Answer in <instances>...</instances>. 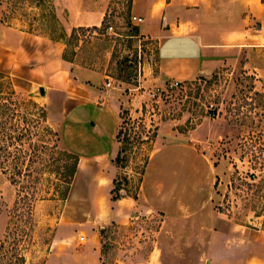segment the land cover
I'll return each mask as SVG.
<instances>
[{
    "label": "rangeland",
    "instance_id": "374dc122",
    "mask_svg": "<svg viewBox=\"0 0 264 264\" xmlns=\"http://www.w3.org/2000/svg\"><path fill=\"white\" fill-rule=\"evenodd\" d=\"M40 4L0 0V264H81L80 251L93 240L89 223L101 220L98 214L107 206V184L90 186L95 201L77 192L65 201L43 197L48 196V154L52 146L65 149V144L60 135L57 139L48 134L47 127L56 129L47 114L46 121L42 117V110L47 111L40 67L60 53L72 60V67L101 75L117 92L118 113L126 121L121 131L132 141L122 146L126 161L116 166L119 198H137L144 160L155 146L159 125L166 122L175 131L174 141L185 148L173 149L166 159L153 158L158 163L151 179L166 187L160 198L151 197L154 204L171 212L180 198L195 202L206 192L215 208L239 223L264 214V49L249 55L241 51L172 86L173 81L159 73L156 41L142 36L131 20L129 0L109 1L103 30L98 16L83 21L93 25L71 26L66 8L57 17L54 8ZM51 10L59 24L49 15ZM43 14L48 15L47 24ZM45 25L53 31L40 32ZM11 28L31 32L16 47ZM25 175L41 179L28 236L21 234L26 226L14 212L19 187L11 182V177L19 181ZM125 203L127 211L132 204ZM161 220L160 213L138 214L126 225L98 228L100 264H148ZM94 225L92 230L99 226Z\"/></svg>",
    "mask_w": 264,
    "mask_h": 264
},
{
    "label": "crops",
    "instance_id": "0c3cea01",
    "mask_svg": "<svg viewBox=\"0 0 264 264\" xmlns=\"http://www.w3.org/2000/svg\"><path fill=\"white\" fill-rule=\"evenodd\" d=\"M80 1L53 0L57 17L66 8L71 26L93 25L83 21L89 15L102 21L110 0ZM129 11L142 18L137 24L140 34L156 41V63L167 80H191L241 51L249 55L254 49H264V0H130ZM29 32L11 28L13 45L22 44ZM61 55L45 59L39 86L46 97L49 124L61 136L65 150L79 158L69 195L77 192L95 201V191L88 193L90 186L107 184L109 191L107 206L98 214L101 220L89 223L93 240L80 251L81 264H100L98 228L126 225L132 216L153 213H160L162 220L148 264H264V227L257 225L264 223V214L248 224L239 223L215 208L206 192L195 202L180 198L171 212L151 201L153 195L160 198L166 193L165 184L151 179L158 163L153 158L166 159L173 149L185 148L183 142L174 141L175 131L166 122L157 129L137 198L111 200L117 174L113 159L120 147L117 92L108 88L111 84L107 86L101 75L72 67ZM126 201L132 204L127 211L122 208Z\"/></svg>",
    "mask_w": 264,
    "mask_h": 264
},
{
    "label": "trees",
    "instance_id": "16d2710c",
    "mask_svg": "<svg viewBox=\"0 0 264 264\" xmlns=\"http://www.w3.org/2000/svg\"><path fill=\"white\" fill-rule=\"evenodd\" d=\"M41 2L40 7L44 8L46 7L48 8H53V4L49 3V1L51 0H39ZM129 4H130V0H129ZM45 8V9H46ZM51 13H49V15L54 18V21H56L55 23L59 24L60 22H58L57 17L55 16V14L53 13V11H50ZM47 19H46V24H47V20H48V15L43 14ZM106 15H104L102 21H101V29H105L106 28ZM51 21V20H50ZM92 29L96 30L99 29V27L97 26H92ZM40 32L43 33H48L50 31H53V28H48L47 25H45L44 27H41ZM60 30V29H59ZM63 30V27H62ZM48 37V36H47ZM50 40L54 39L53 37L49 36L48 37ZM61 58L64 61H69L72 62V60L67 59L64 54L62 53ZM42 117L43 120L46 121V112L45 110H42ZM120 119L122 120L120 122L117 134H116V139L117 141L120 143V147L119 150L117 152V155L115 156V158L113 159V163L117 166L120 167L121 163L125 162L126 159L124 157H122V154L125 152L124 148L122 147L124 144L127 146L128 144H131L132 141L130 139V136L127 133H122V129H121V124H125L126 121L125 119H123V116L120 114L119 115ZM142 125H139V127H141ZM47 132L48 134H53L54 137L59 136V134L57 133V131H51L50 127H47ZM137 134V133H136ZM58 139V137H57ZM56 139V140H57ZM52 151L48 154V163H47V169L44 171L45 173H48V177L45 178V181L47 183V193L48 196L44 195V198H48V199H52V200H58V201H65L69 195L70 192V187H71V183L73 181L75 172L77 170V165H78V161L79 158L76 154L69 152L65 149H58L57 146H52L51 147ZM50 150V149H49ZM54 154H56V157H54ZM150 155H147L146 159L144 160L145 166L146 163L148 161ZM145 168V167H144ZM143 171L141 172V174H143ZM23 176V175H22ZM25 180L24 178L20 179L19 181L17 179L13 177L11 182L14 183L15 185H17L19 187V189L17 190V200L14 203V207H15V214L17 216V219H19L20 222H22L23 224H25V228L23 229V231H21L22 235L28 236L29 232L31 230L32 227V220H33V210H34V205L35 202L37 200V186L40 183L41 179L37 178L35 180H31L28 178L27 175H25ZM142 178V177H141ZM25 182V183H24ZM26 182H29V184ZM141 182V180H140ZM121 189V183L119 181V179L115 178L113 180V187L110 191L111 194V200H117L119 199V197L121 196V194L119 193V190ZM134 199H136V195L133 196ZM20 203L22 204L20 206ZM11 233V232H10ZM10 235V234H8Z\"/></svg>",
    "mask_w": 264,
    "mask_h": 264
},
{
    "label": "built area",
    "instance_id": "2783aa9c",
    "mask_svg": "<svg viewBox=\"0 0 264 264\" xmlns=\"http://www.w3.org/2000/svg\"><path fill=\"white\" fill-rule=\"evenodd\" d=\"M131 20L134 22V23H136V24H139L141 21H142V18L141 17H137V16H134V15H132L131 16ZM179 83V81H173L172 83H171V85L173 86V85H177ZM109 85V83H107V86ZM212 104L210 105V108H212ZM213 111V110H212Z\"/></svg>",
    "mask_w": 264,
    "mask_h": 264
}]
</instances>
